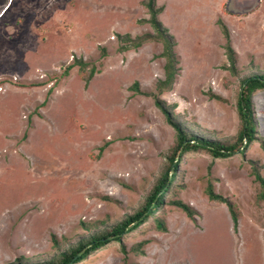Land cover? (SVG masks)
<instances>
[{"label":"rangeland","instance_id":"obj_1","mask_svg":"<svg viewBox=\"0 0 264 264\" xmlns=\"http://www.w3.org/2000/svg\"><path fill=\"white\" fill-rule=\"evenodd\" d=\"M147 1L0 0V264L59 262L104 235L110 242L77 264H264L254 176L264 177V90L251 99L255 140L226 159L179 149L152 96L188 140L235 145L242 82L264 76V0H236V15L233 0H156L178 62L165 92ZM147 35L154 39L122 52L128 36ZM74 59L99 70L88 87L90 67L63 77ZM172 158L178 170L163 204L117 241L112 232L145 207ZM210 184L234 205L237 228L227 204L209 199Z\"/></svg>","mask_w":264,"mask_h":264},{"label":"trees","instance_id":"obj_2","mask_svg":"<svg viewBox=\"0 0 264 264\" xmlns=\"http://www.w3.org/2000/svg\"><path fill=\"white\" fill-rule=\"evenodd\" d=\"M145 6L148 8L151 15V19L148 22L157 31L160 37L159 39L161 40L164 46L161 56L166 60V64L164 67L165 79L158 83L157 89L158 92H165L166 90L172 89L177 74L178 62L174 53L175 42L172 37L167 35L168 30L163 28V25L159 22L157 18L158 15L162 12V9L156 8V0H148L145 3ZM218 25L222 29V32L227 40L225 50L228 60L231 63H234L236 61V52L231 46V37L229 30L226 25L220 20L218 21ZM127 39L129 40V42H131L132 45H128L122 48V52L139 49L150 40H153L154 37L147 35L144 37L133 39L131 36H128ZM106 55L107 53L104 50L103 57H106ZM75 67H79L80 71L82 72L90 67V63H87L83 60L74 59V62L71 63L63 72V77L69 76L70 71ZM98 73L99 70L96 69L95 66L90 67L88 77L84 78L86 87L89 86L90 82ZM135 87L137 91L140 92L138 83H135ZM259 90H264V76H252L243 80L241 99L239 103V112L243 121V128L242 131L239 133L237 143L231 146H225L219 143H212L199 137H194L193 139L188 140L185 131L172 120L169 112L164 106V103L159 99L157 95L152 96L156 100L157 107L166 115L168 123L176 130L178 140L177 147L179 149H182L184 153L195 149H207L214 158L226 159L231 157L235 152L242 150V152L244 153L248 149L251 142H253L256 138V129L253 124L251 99L252 94ZM52 93L53 89H50L48 92V97L42 104V107L47 104L49 96H51ZM171 161L172 163L170 168L165 173L163 179L159 181L157 187L152 193L150 199L147 201L145 207L141 211L137 212L132 217H130L122 225L114 229L111 236H115V238H117V241H121L124 235H126L127 233H131L132 231L136 230L141 225H143L147 221V219L152 216L156 212V210L163 204L166 194L168 193L169 188L175 179V172L178 170V164L175 163V159L172 158ZM170 172L172 173L170 174ZM254 176L255 179L262 186V193L260 194V197L264 200V177H262V175L257 169H255L254 171ZM207 195L211 201L227 204L232 220L234 222V226L237 228L238 215L234 210V205L227 199L216 194L211 184L207 188ZM176 205L181 208L189 218L193 219L194 211L189 206L185 205L182 202H177ZM147 213H150V215L147 216ZM132 225L133 227H131ZM157 228L162 232L167 231V228L162 221L158 222ZM108 239L109 235L95 237L90 242L81 245L77 248H72L71 250L65 252L63 255V259L59 262H48L45 264H77L88 258L90 255L94 254L98 250L102 249L104 246H106L110 242L108 241Z\"/></svg>","mask_w":264,"mask_h":264},{"label":"crops","instance_id":"obj_3","mask_svg":"<svg viewBox=\"0 0 264 264\" xmlns=\"http://www.w3.org/2000/svg\"><path fill=\"white\" fill-rule=\"evenodd\" d=\"M232 6H233V8H232V13H234L235 15H236V0H233L232 1ZM225 16H228V17H230L229 15H227V14H223V18L225 17ZM225 20V19H224Z\"/></svg>","mask_w":264,"mask_h":264}]
</instances>
